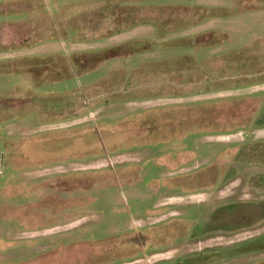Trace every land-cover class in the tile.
<instances>
[{
    "label": "rangeland",
    "instance_id": "374dc122",
    "mask_svg": "<svg viewBox=\"0 0 264 264\" xmlns=\"http://www.w3.org/2000/svg\"><path fill=\"white\" fill-rule=\"evenodd\" d=\"M0 52V264H264V0H0Z\"/></svg>",
    "mask_w": 264,
    "mask_h": 264
},
{
    "label": "trees",
    "instance_id": "16d2710c",
    "mask_svg": "<svg viewBox=\"0 0 264 264\" xmlns=\"http://www.w3.org/2000/svg\"><path fill=\"white\" fill-rule=\"evenodd\" d=\"M112 56H108V57H106L105 59H109V58H111ZM104 59V60H105ZM22 114H24V113H19L18 115L19 116H23ZM27 114V113H26ZM196 126V125H195ZM194 126V127H195ZM3 140H6V138L5 137H3L2 138ZM157 142V141H156ZM162 143V142H161ZM29 146V144H27L26 146H25V148H27ZM5 146L2 148V153L1 154H3L4 155V157H5V163H6V154L7 153H5ZM4 165V164H3ZM19 220V219H18ZM46 223V222H45ZM47 225L46 224H44V223H42L41 224V226H40V228L41 227H46ZM27 228H30V227H23L22 225H20V224H18L17 226H16V229L17 230H24V229H27ZM256 246L254 247V249L253 248H249V247H247V249L248 250H254V251H258V252H260V253H263L264 252V238L262 239V240H260V241H258V242H256V243H254ZM18 264V263H17Z\"/></svg>",
    "mask_w": 264,
    "mask_h": 264
},
{
    "label": "crops",
    "instance_id": "0c3cea01",
    "mask_svg": "<svg viewBox=\"0 0 264 264\" xmlns=\"http://www.w3.org/2000/svg\"><path fill=\"white\" fill-rule=\"evenodd\" d=\"M0 53H5V52H0ZM26 56H27V55H26ZM19 57H20V56H18L17 58H19ZM13 58H14V57H13ZM13 58H9V59H13ZM9 59H8V60H9ZM16 60L19 61L20 59H16ZM16 60H14V61L16 62ZM9 61H10V60H9ZM14 61H11V62H14ZM25 152H26V151H25ZM26 154H28L29 156H31V155H30L29 153H27V152H26Z\"/></svg>",
    "mask_w": 264,
    "mask_h": 264
}]
</instances>
